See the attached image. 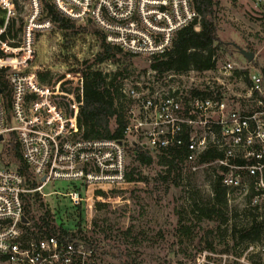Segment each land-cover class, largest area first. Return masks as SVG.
Here are the masks:
<instances>
[{
    "label": "built area",
    "instance_id": "built-area-1",
    "mask_svg": "<svg viewBox=\"0 0 264 264\" xmlns=\"http://www.w3.org/2000/svg\"><path fill=\"white\" fill-rule=\"evenodd\" d=\"M45 1L0 0V74L6 84L4 91L0 89V144L17 143L20 158L37 183L29 187L16 168L0 165V264H98L96 247L82 234L38 227L40 222L26 213V194L46 195L42 188L59 180L66 188L52 193L65 197L74 208L90 199L101 200L105 189L127 184L126 160L138 147L159 154L183 147L180 166L191 164L193 171L216 164L229 208L227 231L262 220L261 71L252 74L248 66L220 61L217 52L211 58L214 67L208 70L159 72L151 67L154 57L171 48L177 31L189 25L199 30L193 1L49 0L64 16L92 23L107 43L147 62L140 75L129 71L119 81L117 101L124 105L127 123L118 139L84 137L81 70L54 74L50 69L42 78L44 69L34 65L37 35L56 28L44 13ZM247 1L264 23V0ZM211 147L222 156L198 163ZM50 218L45 215L47 221ZM251 253L259 255L258 262ZM182 264H264V243L243 245L237 256L204 248Z\"/></svg>",
    "mask_w": 264,
    "mask_h": 264
},
{
    "label": "rangeland",
    "instance_id": "rangeland-1",
    "mask_svg": "<svg viewBox=\"0 0 264 264\" xmlns=\"http://www.w3.org/2000/svg\"><path fill=\"white\" fill-rule=\"evenodd\" d=\"M217 11V34L231 44L227 49L221 46L216 51L220 61L230 59L237 66H248L252 74L261 71L263 21L257 18L247 0H219ZM75 25L77 32L67 38L56 28L39 33L34 65L50 68L57 74L68 68L67 64L56 61L58 56L91 60L99 50V40L92 33L97 27L90 22H75ZM239 49L253 50L252 66L243 60ZM132 63V75H140L147 66L142 58H133ZM103 68L111 72L115 66L106 64ZM7 147V143L0 144V165L16 168ZM126 162L127 170L133 167L141 173V181L124 183L113 190L107 188L101 200L84 201L77 209L65 197L52 193L66 188L65 182L57 180L42 188L46 195L38 193L30 216L38 221L39 216L47 214L56 226L61 223L69 232L82 234L96 247L98 264H182L198 251L210 249L209 242L210 250L231 256H237L241 246L248 243H264V228L257 242L239 241L238 234L226 231L219 219L199 218L193 211L192 195L205 205L212 203L210 173H220L216 164L201 165L195 171L191 164L180 166L181 174L171 173L166 182L159 178L165 169L156 161L148 166L140 165L133 158ZM174 175L178 177L175 181ZM250 256L253 262L259 261L258 254Z\"/></svg>",
    "mask_w": 264,
    "mask_h": 264
},
{
    "label": "trees",
    "instance_id": "trees-1",
    "mask_svg": "<svg viewBox=\"0 0 264 264\" xmlns=\"http://www.w3.org/2000/svg\"><path fill=\"white\" fill-rule=\"evenodd\" d=\"M192 1L200 16V28L195 30L193 25H189L175 33L171 48L162 57H154L151 62V67L159 72L174 71L182 73L189 69L198 71L211 69L214 67V62L211 58L216 54V51L221 46H224L225 49L231 46L230 42L222 41L217 34L219 0ZM43 10L64 38L70 36L73 32H77L78 26L75 25V21L60 13L49 0L43 2ZM92 33L99 40V50L91 60H78L69 56H58L56 61L67 64L68 68L66 70H81L83 72V105L81 113L84 137L89 139H118L122 137L123 128L127 123L124 105L117 101L119 97L118 86L124 75L133 69V56L123 52L118 46L107 43L98 28L92 30ZM249 51L253 52L252 49ZM253 61L254 59L251 63ZM106 64L114 65L115 69L111 72L104 71L103 65ZM49 71L50 68L42 70L40 72L42 78H45ZM261 73L264 76V68H261ZM5 85L3 74H0V89L2 91L6 88ZM7 146V153L14 159L16 169L25 176L29 187H35L37 183L30 178L28 168L20 158L17 143L11 140L7 143ZM184 150L183 147L173 148L167 153L159 154L151 153L148 149L138 147L134 149L135 156L133 160L144 166L151 165L156 161L158 165L165 169L159 178L167 182L171 173L174 172L176 176L181 174L180 163L183 159ZM221 156L222 153L219 150L211 147L200 155L198 163H210ZM176 176H173V181L177 180L178 177L176 178ZM212 176L213 178L210 180L211 193L213 195L211 198L212 203L205 205L199 202L200 200H195L192 195L190 196L193 201L192 209L199 218L208 220L219 219L225 224L228 219L225 212L228 209L225 188L221 184L219 173L212 171L210 178ZM125 177L127 184L142 180L141 173L133 167L127 170ZM37 196V193L26 194L25 210L29 216ZM223 207L224 214L222 212ZM75 208L78 209L79 207ZM30 218L33 219L32 216ZM38 221L40 222L37 224L38 227L45 226L48 232H56L57 230L61 233L68 232L67 228L62 226L61 223L56 226L53 223V218L47 221L45 215L39 216ZM263 228L264 218L260 221L253 220L249 227L238 231L233 228L230 233L238 234L237 239L239 241H258L262 235ZM207 247L212 248L210 242Z\"/></svg>",
    "mask_w": 264,
    "mask_h": 264
},
{
    "label": "water",
    "instance_id": "water-1",
    "mask_svg": "<svg viewBox=\"0 0 264 264\" xmlns=\"http://www.w3.org/2000/svg\"><path fill=\"white\" fill-rule=\"evenodd\" d=\"M239 53L248 61H252L254 59V53L249 50L239 49Z\"/></svg>",
    "mask_w": 264,
    "mask_h": 264
},
{
    "label": "crops",
    "instance_id": "crops-1",
    "mask_svg": "<svg viewBox=\"0 0 264 264\" xmlns=\"http://www.w3.org/2000/svg\"><path fill=\"white\" fill-rule=\"evenodd\" d=\"M262 68H264V66Z\"/></svg>",
    "mask_w": 264,
    "mask_h": 264
}]
</instances>
